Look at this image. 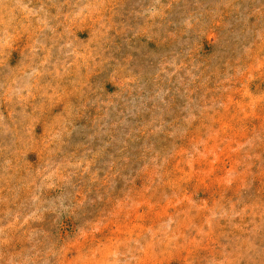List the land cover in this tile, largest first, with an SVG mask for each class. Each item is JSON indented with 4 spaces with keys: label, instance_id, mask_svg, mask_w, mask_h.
<instances>
[{
    "label": "rangeland",
    "instance_id": "1",
    "mask_svg": "<svg viewBox=\"0 0 264 264\" xmlns=\"http://www.w3.org/2000/svg\"><path fill=\"white\" fill-rule=\"evenodd\" d=\"M0 264H264V0H0Z\"/></svg>",
    "mask_w": 264,
    "mask_h": 264
}]
</instances>
